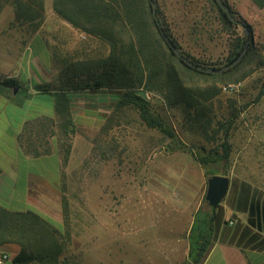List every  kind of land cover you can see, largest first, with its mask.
<instances>
[{
	"label": "rangeland",
	"instance_id": "1",
	"mask_svg": "<svg viewBox=\"0 0 264 264\" xmlns=\"http://www.w3.org/2000/svg\"><path fill=\"white\" fill-rule=\"evenodd\" d=\"M227 1L235 16L232 25L225 23L211 0H156V4L180 53L209 66L225 65L236 36L245 37L246 26L238 21L251 24L253 54L237 72L243 76L222 86L212 108L214 123L229 119L233 110L239 112L231 137L233 163L226 172L264 185V7L253 0ZM1 3L0 62L15 72L35 59L46 63L58 80L37 89L58 90L64 75L76 86L79 79L87 81L93 65L110 52L108 42L59 16L51 0H45L44 18L38 24L18 23L12 3ZM4 78L8 77L0 74V82ZM21 84L20 89L0 85V91L5 88L20 101L28 90ZM98 88L70 90L87 91L81 97L88 101L87 93ZM111 89L118 90V98L105 105V117L95 127L88 122L76 127L79 138L73 160L69 165L64 162L57 192L47 193L46 210L54 215L48 216L66 240L60 260L63 264H178L185 258L190 221L200 207L209 208L208 174L198 157L210 155L219 141L202 136L182 105H170L149 92L150 112L166 123L173 138L148 125L135 105L119 106L123 90ZM54 132L58 148L60 129ZM215 166L219 168L213 170ZM206 167L225 170L223 163ZM18 249L10 244L0 247V254L7 253L6 260L13 264Z\"/></svg>",
	"mask_w": 264,
	"mask_h": 264
},
{
	"label": "trees",
	"instance_id": "2",
	"mask_svg": "<svg viewBox=\"0 0 264 264\" xmlns=\"http://www.w3.org/2000/svg\"><path fill=\"white\" fill-rule=\"evenodd\" d=\"M51 1L53 10L75 28L110 45L109 54L93 65L92 68L95 70L90 72L87 81L79 79L76 86L72 84V78L64 75L65 78H61L62 85L58 90L53 92L47 88L41 89L43 92L49 90L48 93L56 97V122L61 133L58 150L63 156V163L68 161L72 148L69 140L76 132L71 111L72 99L67 93L70 88H119L123 90L119 98V106L135 105L148 125L158 127L174 138L173 132L168 129L166 123L150 112L149 101L136 93L138 89H145L159 94L170 105H182L202 136L207 140L219 141L218 147L214 148L210 155L198 157V161L207 171V179L213 175L229 174L226 170L233 163L231 137L239 112L233 110L229 112V119L214 123L212 105L214 98L222 91L223 85L240 80L243 76L237 75V72L245 59L253 54L251 24L245 23V37L236 36V42L225 65L233 62L249 41L248 52H245L237 64L222 72H212L196 68L176 54L169 39L178 47L177 40L161 19L159 7L154 11L152 0ZM211 1L225 23L234 24V20L221 4L217 0ZM223 1L230 7L227 0ZM1 2L12 3L16 21L20 24L28 22L38 24L44 18L45 0H0V7ZM253 2L264 7V0H253ZM190 59L205 67H222L209 66ZM0 85L18 89L22 86L20 80L15 77L4 78ZM52 122L54 119L43 117L35 125L46 131L50 129ZM27 129L31 131V126L26 127ZM51 134H54V130ZM24 141L26 150L32 154L51 151L48 144L31 140V134H28V138ZM208 163L215 165L223 163L225 170L213 171L219 166L212 167V170L206 167ZM205 202L209 208L200 207L194 214L188 234V255L180 264H200L214 239L220 205L215 211L206 198ZM65 243L60 226L48 215L36 208L12 210L0 203V247L10 244L19 246L17 253L11 258L13 264H63L65 262L60 260V255Z\"/></svg>",
	"mask_w": 264,
	"mask_h": 264
},
{
	"label": "crops",
	"instance_id": "3",
	"mask_svg": "<svg viewBox=\"0 0 264 264\" xmlns=\"http://www.w3.org/2000/svg\"><path fill=\"white\" fill-rule=\"evenodd\" d=\"M7 60L5 64L8 65ZM26 64V67L22 66L21 70L15 72L9 67L4 68L3 62H0L1 75L17 77L28 88L20 101L12 99L7 94V89L0 91V203L12 210L36 208L46 215H52L46 210L49 206L47 193H55L59 189L64 163L56 146V134H51L58 128L56 97L48 93L49 90L43 92L37 87L48 86L58 78L46 63L38 59H35V63ZM90 92L87 93L86 101L81 97L83 93L72 89L67 91L72 99L71 111L77 128L83 122L93 124L92 127L102 122L105 105L116 100L119 95L118 90L107 87ZM43 117L54 119L50 131L39 129L40 126L35 125ZM30 126L31 131L26 130ZM78 133L79 130L72 140L67 164H71L73 160ZM28 134H31V140L48 144L51 151L38 155L28 152L24 144ZM38 135L40 140L33 138ZM227 176L230 184L226 195L218 204L215 236L200 264H264V185L256 184L239 173ZM193 220L194 218L189 223L185 237V258L188 255V234ZM8 262L9 260H5L2 264H11Z\"/></svg>",
	"mask_w": 264,
	"mask_h": 264
},
{
	"label": "water",
	"instance_id": "4",
	"mask_svg": "<svg viewBox=\"0 0 264 264\" xmlns=\"http://www.w3.org/2000/svg\"><path fill=\"white\" fill-rule=\"evenodd\" d=\"M217 1L221 4L223 9L228 13V15L231 17V19L235 20V16L233 15L231 8L228 7V5H226V3L223 0H217ZM152 5H153L154 11H156L157 4L154 0H152ZM238 22L243 27L245 26L242 21H238ZM169 42H170L171 46L175 49L176 54L178 56H180L188 64L195 66L196 68L205 69L207 71H212V72H222L226 68L237 64L238 61L241 59V57L248 50V47L250 44L248 41L244 50L230 64L224 65L222 67H205L201 64L194 63L190 58H188L185 55H183L182 53H180V51L176 48V45L170 39H169ZM15 92H16V89H15ZM136 93L138 95H141L146 100L150 99L149 92L146 91L145 89H138V90H136ZM229 184H230V178L226 175H219L218 174V175H213V176L208 178L205 198L209 202V204L214 208V210L218 206V204L221 202L223 197L226 195V193L229 189Z\"/></svg>",
	"mask_w": 264,
	"mask_h": 264
},
{
	"label": "built area",
	"instance_id": "5",
	"mask_svg": "<svg viewBox=\"0 0 264 264\" xmlns=\"http://www.w3.org/2000/svg\"><path fill=\"white\" fill-rule=\"evenodd\" d=\"M230 223H233V221H231ZM7 258H8L7 253L0 254V264H2Z\"/></svg>",
	"mask_w": 264,
	"mask_h": 264
}]
</instances>
